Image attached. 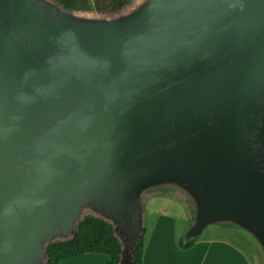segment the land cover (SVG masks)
<instances>
[{"label":"water","instance_id":"water-1","mask_svg":"<svg viewBox=\"0 0 264 264\" xmlns=\"http://www.w3.org/2000/svg\"><path fill=\"white\" fill-rule=\"evenodd\" d=\"M165 188L184 243L225 225L264 257V0H0V264H45L86 211L133 264Z\"/></svg>","mask_w":264,"mask_h":264},{"label":"trees","instance_id":"trees-1","mask_svg":"<svg viewBox=\"0 0 264 264\" xmlns=\"http://www.w3.org/2000/svg\"><path fill=\"white\" fill-rule=\"evenodd\" d=\"M65 10L80 13H97L115 15L131 4L133 0H52ZM196 239L186 243L183 238L178 245L183 250L190 249ZM145 240L141 236L134 252L133 264H143ZM47 261L45 264H60L65 260L86 254H101L105 256L104 264H119L121 245L114 236L112 226L93 216H86L78 224V231L65 242H56L46 248Z\"/></svg>","mask_w":264,"mask_h":264},{"label":"crops","instance_id":"crops-1","mask_svg":"<svg viewBox=\"0 0 264 264\" xmlns=\"http://www.w3.org/2000/svg\"><path fill=\"white\" fill-rule=\"evenodd\" d=\"M175 199V198H174ZM179 201V199H175ZM183 204L181 201H179ZM184 207V205H182ZM185 209V207H184ZM187 222L182 226V231L177 224L161 221L158 217L156 224V237L145 242L143 264H250L241 248L233 241L223 238L201 237L188 250H183L178 243L185 231L189 228L190 212L186 210ZM171 230H175V238ZM167 233V238L163 236ZM166 243V246H165ZM105 256L101 254H86L80 257L63 261L60 264H104Z\"/></svg>","mask_w":264,"mask_h":264},{"label":"rangeland","instance_id":"rangeland-1","mask_svg":"<svg viewBox=\"0 0 264 264\" xmlns=\"http://www.w3.org/2000/svg\"><path fill=\"white\" fill-rule=\"evenodd\" d=\"M142 0H133L131 4L126 6L123 10L128 11L129 9L136 6ZM85 16L99 17L103 14H97L93 12L81 13ZM179 199L183 204L175 199ZM143 209H144V240L151 241L153 237H156V224L159 217L161 221H167L166 218L171 221L172 224H177L180 231H182V226L186 225L187 214L186 210L190 212V217L192 216V205L191 202L185 198L182 194L178 193L173 189H158L146 193L142 199ZM184 205V207L182 206ZM85 216L90 215L88 211L84 212ZM191 224V220H188ZM175 230H171L172 240L175 238ZM204 237L208 238H223L233 241L242 250V252L248 258L250 264H264V257L261 254L259 248L244 234H242L238 229L219 225L212 227L204 232ZM163 236L167 238V233ZM184 235H182L183 238ZM166 246V243H165Z\"/></svg>","mask_w":264,"mask_h":264}]
</instances>
